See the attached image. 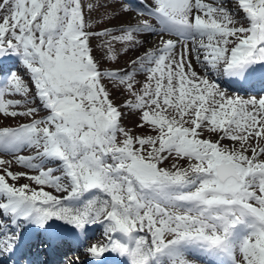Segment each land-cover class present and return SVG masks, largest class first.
Listing matches in <instances>:
<instances>
[{"label": "snow or ice", "instance_id": "snow-or-ice-1", "mask_svg": "<svg viewBox=\"0 0 264 264\" xmlns=\"http://www.w3.org/2000/svg\"><path fill=\"white\" fill-rule=\"evenodd\" d=\"M139 5L0 0L5 264H264V0Z\"/></svg>", "mask_w": 264, "mask_h": 264}, {"label": "rangeland", "instance_id": "rangeland-1", "mask_svg": "<svg viewBox=\"0 0 264 264\" xmlns=\"http://www.w3.org/2000/svg\"><path fill=\"white\" fill-rule=\"evenodd\" d=\"M85 2H87V0H85ZM147 3H151V0H146ZM132 3L134 5V7H139V2L136 1V0H132ZM127 17H125L126 19ZM153 22V21H152ZM154 23V22H153ZM149 41L151 42H154L155 41V37H148ZM97 56H99V53H96ZM127 57H122L121 59V64L120 65H115V64H112L111 62H109V66H112V67H116V66H122L123 65V62L124 60H126ZM141 79L143 78L142 76L140 77ZM224 82H226V80H221V83L224 84ZM228 82V81H227ZM229 84V83H228ZM230 86H232L231 84H229ZM223 87V86H222ZM233 87V86H232ZM252 88V87H251ZM257 90H255L254 92H238L237 89H228L229 93L232 94V93H236V94H239V95H243L245 97H247L248 95H257L259 96L260 94H264V93H261L259 91V86L257 85L255 87ZM255 88H252V89H255ZM227 89V88H226ZM134 117H129L128 119H126L124 121L125 125L128 126V127H133L134 128ZM17 122H23V118H20V117H17L15 120L9 118L7 120L3 119L2 117H0V124H9V125H13V124H16ZM135 131L137 132H140V131H143L141 129H134ZM27 154V153H26ZM170 163V162H169ZM24 182H27V181H21V183H24Z\"/></svg>", "mask_w": 264, "mask_h": 264}, {"label": "bare ground", "instance_id": "bare-ground-1", "mask_svg": "<svg viewBox=\"0 0 264 264\" xmlns=\"http://www.w3.org/2000/svg\"><path fill=\"white\" fill-rule=\"evenodd\" d=\"M92 227H94V226H92ZM99 232L101 233V229L99 230ZM118 258H121V257H118ZM1 260V259H0ZM121 260H123V258H121ZM55 261V260H54ZM3 262V264H4V260L2 261Z\"/></svg>", "mask_w": 264, "mask_h": 264}]
</instances>
